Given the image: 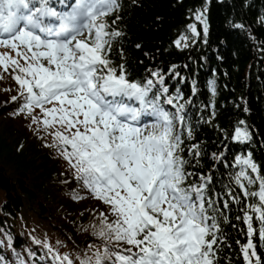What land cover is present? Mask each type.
I'll use <instances>...</instances> for the list:
<instances>
[{
  "label": "snow or ice",
  "instance_id": "obj_1",
  "mask_svg": "<svg viewBox=\"0 0 264 264\" xmlns=\"http://www.w3.org/2000/svg\"><path fill=\"white\" fill-rule=\"evenodd\" d=\"M119 8V0H0V47L10 50L0 53V67L5 72L11 68L19 85V95L11 99L23 101L19 112L33 124L54 129L49 146L109 206L112 219L101 212L93 231L102 248L80 258V264H217L219 221L227 218L209 195L212 176L200 174L198 182L190 181L193 173L186 171L188 161L180 155L187 124L184 105L177 104L175 112L161 105L168 89L158 71L151 72L152 78L132 80L123 64L114 65L109 58L122 32L107 17ZM195 19L206 34L203 14ZM188 28L199 35L195 24ZM187 39L181 36L176 46L184 41L187 47ZM174 99L164 103L172 105ZM35 109L40 116L33 115ZM186 130L191 137V129ZM232 138L247 141L250 133L237 126ZM188 151L200 156L199 145ZM234 166H239L234 183L246 199L256 198L246 204L242 217L248 240L241 252L246 264H253V258L260 264L251 237L255 216L264 238V175L251 154L237 156ZM256 184L258 189L250 191ZM233 191L229 195L238 201ZM228 207L225 200L223 208ZM45 247L53 261L74 264L68 255ZM0 264H6L3 256Z\"/></svg>",
  "mask_w": 264,
  "mask_h": 264
},
{
  "label": "trees",
  "instance_id": "obj_2",
  "mask_svg": "<svg viewBox=\"0 0 264 264\" xmlns=\"http://www.w3.org/2000/svg\"><path fill=\"white\" fill-rule=\"evenodd\" d=\"M119 4L118 12L107 17L122 32L109 58L114 65L123 64L132 80L152 78L151 72L158 71L168 89L161 105L169 112L184 105L187 124L180 155L188 161L186 171L193 173L190 181L198 182L200 174L212 176L209 195L227 218L219 221L216 262L246 264L241 245L248 236L242 217L246 204L256 198L246 199L232 177L239 171L236 157L248 154L264 175V0H119ZM197 13L207 22L206 34L204 24L201 27L195 19ZM190 24L196 25L198 36ZM181 36L188 38L187 47L184 41L176 46ZM18 95L12 69L5 72L0 67V256L6 264L21 259L25 264H59L47 244L80 264V258L102 248L103 241L93 231L101 212L112 219L109 206L96 199L76 179L60 151L49 146L54 129L45 130L19 112L23 101L11 99ZM168 97L175 98L172 105L164 103ZM33 115L40 116L39 109ZM237 126L247 127L249 140L232 138ZM193 144L199 145V157L188 151ZM257 188L258 184L249 186L250 191ZM230 189L238 201L229 195ZM258 225L254 216L256 232L251 239L264 264Z\"/></svg>",
  "mask_w": 264,
  "mask_h": 264
},
{
  "label": "rangeland",
  "instance_id": "obj_3",
  "mask_svg": "<svg viewBox=\"0 0 264 264\" xmlns=\"http://www.w3.org/2000/svg\"><path fill=\"white\" fill-rule=\"evenodd\" d=\"M200 25H201V27H202V23L200 22ZM0 49H3L2 47H0Z\"/></svg>",
  "mask_w": 264,
  "mask_h": 264
}]
</instances>
